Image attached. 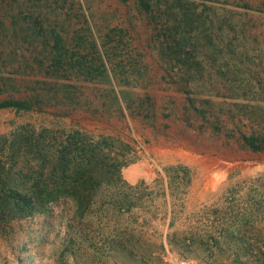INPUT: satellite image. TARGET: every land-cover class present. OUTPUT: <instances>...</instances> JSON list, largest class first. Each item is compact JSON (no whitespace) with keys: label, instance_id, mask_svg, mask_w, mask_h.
I'll return each mask as SVG.
<instances>
[{"label":"rangeland","instance_id":"obj_1","mask_svg":"<svg viewBox=\"0 0 264 264\" xmlns=\"http://www.w3.org/2000/svg\"><path fill=\"white\" fill-rule=\"evenodd\" d=\"M92 5L96 22L113 23L107 15L109 1L93 0ZM129 17L114 22H122L134 51L144 55L138 60L146 73L130 78L144 80L133 91L151 98L147 118L125 107L122 116L112 117L73 111L62 118L53 108L44 113L0 111L3 134L27 124L71 126L120 139L135 151L121 170L125 186L99 189L96 203L81 219L74 217L73 204L64 201L54 224L47 208L39 224L32 215L0 225V264H173L180 258L197 264H251L237 249L242 244L230 243L222 232L244 221L257 231L253 246H262L264 146L254 152L243 136L264 135V62H217L215 67L203 62L200 72L187 76L192 83L186 94L181 81L186 76L166 72L148 47L152 26L143 18L127 21ZM124 49L115 50V61L128 56ZM246 96L258 97V102H248Z\"/></svg>","mask_w":264,"mask_h":264},{"label":"trees","instance_id":"obj_2","mask_svg":"<svg viewBox=\"0 0 264 264\" xmlns=\"http://www.w3.org/2000/svg\"><path fill=\"white\" fill-rule=\"evenodd\" d=\"M106 1L113 23L94 20L93 0H0V111L53 108L62 118L73 111L112 117L122 116L125 107L147 118L151 98L133 91L144 80L130 78L146 73L138 60L144 55L134 51L122 22H114L127 13V21L143 18L152 26L147 45L166 72L186 76L181 78L186 94L192 83L187 76L200 72L203 62L209 67L264 62V0L256 5L252 0ZM117 48H126L128 56L115 61ZM244 99L258 102V97ZM243 141L257 152L264 135H246ZM130 153L135 151L116 137L71 126L24 124L0 132V225L42 213L62 196L73 204L74 217L83 218L99 189L125 186L121 170L133 158ZM107 203L122 206L117 199ZM222 232L230 243L242 244L237 249L251 264H264V241L253 246V224L244 221Z\"/></svg>","mask_w":264,"mask_h":264},{"label":"clouds","instance_id":"obj_3","mask_svg":"<svg viewBox=\"0 0 264 264\" xmlns=\"http://www.w3.org/2000/svg\"><path fill=\"white\" fill-rule=\"evenodd\" d=\"M68 199L67 197H59L57 201H50L47 204V208L49 209L50 212V216L48 218V221L52 224L55 223V218L62 215L63 211H64V201ZM44 217L41 216L40 213H34L33 214V220L34 223L39 224L41 222H43Z\"/></svg>","mask_w":264,"mask_h":264},{"label":"built area","instance_id":"obj_4","mask_svg":"<svg viewBox=\"0 0 264 264\" xmlns=\"http://www.w3.org/2000/svg\"><path fill=\"white\" fill-rule=\"evenodd\" d=\"M173 264H197L193 259L180 258L173 262Z\"/></svg>","mask_w":264,"mask_h":264}]
</instances>
